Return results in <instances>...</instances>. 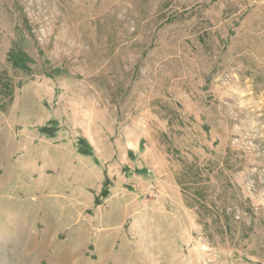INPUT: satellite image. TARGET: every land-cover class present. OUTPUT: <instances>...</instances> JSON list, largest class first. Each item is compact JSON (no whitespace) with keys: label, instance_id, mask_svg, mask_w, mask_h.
Segmentation results:
<instances>
[{"label":"rangeland","instance_id":"374dc122","mask_svg":"<svg viewBox=\"0 0 264 264\" xmlns=\"http://www.w3.org/2000/svg\"><path fill=\"white\" fill-rule=\"evenodd\" d=\"M0 79V264H264V0H0Z\"/></svg>","mask_w":264,"mask_h":264},{"label":"trees","instance_id":"16d2710c","mask_svg":"<svg viewBox=\"0 0 264 264\" xmlns=\"http://www.w3.org/2000/svg\"><path fill=\"white\" fill-rule=\"evenodd\" d=\"M0 86L11 98L14 92L12 85L8 81L4 83L0 79ZM201 180L202 174L197 164H184L182 171L177 176V182L182 189L187 207L194 210L200 218H204L207 211L210 214L212 213L214 217L213 202H211V208L206 207L205 186L201 184ZM228 227L229 224L226 223L224 228L227 230Z\"/></svg>","mask_w":264,"mask_h":264}]
</instances>
